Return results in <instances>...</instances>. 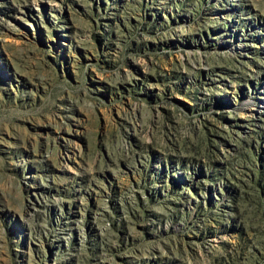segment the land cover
I'll use <instances>...</instances> for the list:
<instances>
[{
    "label": "rangeland",
    "instance_id": "374dc122",
    "mask_svg": "<svg viewBox=\"0 0 264 264\" xmlns=\"http://www.w3.org/2000/svg\"><path fill=\"white\" fill-rule=\"evenodd\" d=\"M0 264H264V0H0Z\"/></svg>",
    "mask_w": 264,
    "mask_h": 264
}]
</instances>
